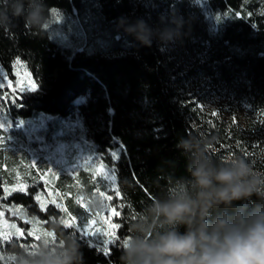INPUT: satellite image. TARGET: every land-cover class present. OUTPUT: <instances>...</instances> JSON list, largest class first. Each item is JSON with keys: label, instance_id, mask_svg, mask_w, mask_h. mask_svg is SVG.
Segmentation results:
<instances>
[{"label": "trees", "instance_id": "obj_1", "mask_svg": "<svg viewBox=\"0 0 264 264\" xmlns=\"http://www.w3.org/2000/svg\"><path fill=\"white\" fill-rule=\"evenodd\" d=\"M10 2L0 0V11ZM44 2L51 18L56 13L75 14L89 39L102 46L68 47L54 39L48 25L34 30L22 16L8 12V25L0 27V68L12 78L19 61L38 85L9 102V116L12 120L34 119L42 113L61 119L77 116L86 140L114 168L120 193L116 238L105 252L75 228L58 223L53 206L40 211L33 200L35 188L3 198L0 179L5 204L21 206L40 221L53 217L44 226L60 246H51V252L64 238L75 239L83 264H121L130 225L147 204L188 175L187 158L177 145L189 136L212 141L207 147L213 158L242 157L254 172L264 174V0ZM201 3L215 18L214 24ZM172 13L182 20V35L166 46L156 39L144 46L118 24L122 18L129 23L143 19L150 27H163L160 17L167 22ZM198 90L228 104L247 103L257 119L249 124L251 143L200 109L193 101ZM4 176L0 171V178ZM254 201L255 197L243 203L250 207ZM18 225L23 227L20 221ZM42 247L37 243L29 259ZM2 254L25 256L15 239L0 248V264H16L17 259L5 260Z\"/></svg>", "mask_w": 264, "mask_h": 264}, {"label": "clouds", "instance_id": "obj_2", "mask_svg": "<svg viewBox=\"0 0 264 264\" xmlns=\"http://www.w3.org/2000/svg\"><path fill=\"white\" fill-rule=\"evenodd\" d=\"M8 12L22 16L34 30L51 24V9L44 0H11L0 11V27L8 25ZM160 22L163 27H150L143 19L129 23L122 18L118 24L144 46H151L153 39L166 46L181 38L179 16L172 13L165 22L162 15ZM211 142L198 136L178 142L188 175L147 204L130 225L121 264H264V174L254 172L242 157L213 158L207 147ZM254 197L250 207L243 203ZM89 205L101 209L104 201L95 196ZM33 261L83 264V257L77 241L64 238L55 252L42 247L23 262L18 254L16 264Z\"/></svg>", "mask_w": 264, "mask_h": 264}, {"label": "rangeland", "instance_id": "obj_3", "mask_svg": "<svg viewBox=\"0 0 264 264\" xmlns=\"http://www.w3.org/2000/svg\"><path fill=\"white\" fill-rule=\"evenodd\" d=\"M201 6L209 22L214 24L215 18L204 4L201 3ZM50 23V34L63 45L78 50H93L102 46L89 39L75 14L66 16L56 13ZM30 80H33L31 74L21 63L14 64L12 78L0 68V96H7L12 92L17 81L26 85ZM204 92L198 90L193 95V101L197 102L198 107L216 117L226 127H232L246 135L251 143L253 138L251 129L248 128L257 119L249 105L244 102L228 104L218 98L206 96ZM22 93L24 92L18 95ZM9 102L11 101L0 102V171L5 174L4 179L0 178L3 198L13 193H26L30 187L35 188L33 200L40 211L45 212L48 206H53L58 210L57 222L63 226L61 220H68L69 214L75 217V229L78 233L91 245L105 250L116 238L117 227L112 229L111 225L116 224L115 219L119 215L117 208L120 194H116L119 191L114 168L106 165L96 152L95 145L86 140L77 116L61 119L42 113L34 119L12 120L8 112ZM105 172L107 176L103 174ZM108 177H114V180ZM21 188L24 190H18ZM98 189L105 196L112 197L111 200L104 201L106 207L103 210L89 205L92 197H100ZM37 196L40 197L39 201ZM41 204L44 205V210L41 209ZM113 212L118 215H113ZM0 213V248L15 239L25 256L30 258L37 243L44 247L60 246L53 232L44 226L53 221V217L48 221H40L29 216L21 206L5 204L2 198ZM89 218L94 221L93 228H100L110 235L86 234L85 227ZM18 221L23 227L18 225ZM113 233L115 238L105 244V240L110 239ZM4 236L10 238L3 239ZM25 256L20 261L23 262ZM2 257L5 260L18 259L12 254H2Z\"/></svg>", "mask_w": 264, "mask_h": 264}, {"label": "snow or ice", "instance_id": "obj_4", "mask_svg": "<svg viewBox=\"0 0 264 264\" xmlns=\"http://www.w3.org/2000/svg\"><path fill=\"white\" fill-rule=\"evenodd\" d=\"M217 19H219V17H217ZM17 62L19 63V61H17ZM37 87H38V85H37V83L34 80H30L26 85L25 84H21L19 81H17V86L13 87L12 92H10L7 96H0V102H2L3 100H10L11 102H15L20 97L18 95V93L25 92V91H35V90H37ZM213 115H215V113H213ZM113 159H115V156H113ZM33 167H35V165H33ZM101 168H103V165H101ZM103 174L105 176H107L106 172L103 173ZM108 178L114 180V177H108ZM18 190L23 191L24 189L21 188V189H18ZM98 191H99V189H98ZM116 194L119 195L120 193L117 192ZM99 195H100V197H101V199L103 201L112 199L111 196H105V193L103 191H99ZM36 199L39 201L40 197L37 196ZM105 207H106V205L104 204L103 207L101 208V210H103ZM41 209L44 210V205L43 204H41ZM65 211H67V210L65 209ZM0 215H2V213H0ZM113 215H118V213L117 212H113ZM61 223H63L65 227L75 228L76 227V218L69 214V219L68 220H61ZM93 225H94L93 219L89 218V220L87 222V225L85 227V233L86 234L92 235V234H95V233H102L104 236H109L110 235L109 232L103 231L100 228H93L92 227ZM11 227L15 228V225H12ZM116 227H118V225H116V224H112L111 225L112 229H115ZM17 231H19V229H17ZM29 235H32V233H29ZM48 235H51V233H49ZM9 238H10L9 236H4L3 237V239H9ZM114 238L115 237H114V233H113V234H111V238L110 239L105 240V244H107L109 241L113 240ZM107 251H108V249L106 248L105 252H107Z\"/></svg>", "mask_w": 264, "mask_h": 264}]
</instances>
